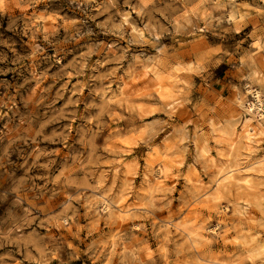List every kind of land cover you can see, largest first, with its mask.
Masks as SVG:
<instances>
[{
  "label": "clouds",
  "instance_id": "clouds-1",
  "mask_svg": "<svg viewBox=\"0 0 264 264\" xmlns=\"http://www.w3.org/2000/svg\"><path fill=\"white\" fill-rule=\"evenodd\" d=\"M0 264H264V0H0Z\"/></svg>",
  "mask_w": 264,
  "mask_h": 264
}]
</instances>
